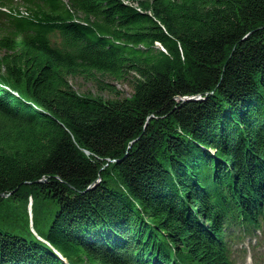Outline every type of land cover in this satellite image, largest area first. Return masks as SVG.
I'll return each instance as SVG.
<instances>
[{
  "label": "trees",
  "instance_id": "obj_1",
  "mask_svg": "<svg viewBox=\"0 0 264 264\" xmlns=\"http://www.w3.org/2000/svg\"><path fill=\"white\" fill-rule=\"evenodd\" d=\"M0 7V205L32 198L48 225L0 213V264H238L260 243L264 0Z\"/></svg>",
  "mask_w": 264,
  "mask_h": 264
},
{
  "label": "rangeland",
  "instance_id": "obj_2",
  "mask_svg": "<svg viewBox=\"0 0 264 264\" xmlns=\"http://www.w3.org/2000/svg\"><path fill=\"white\" fill-rule=\"evenodd\" d=\"M103 79L104 82L110 83L112 86H114L115 89L119 91V93L117 94L116 92L110 91L108 88H100L94 80L85 79L82 76L69 77L70 83L77 91L81 93H90L94 96H99L103 99H111L126 96L129 97L132 94V87L128 82L116 81L110 77H104ZM18 90L20 93L23 94L24 87L20 86L18 87ZM50 202V199H45V201H41L39 203V211L43 212L44 215L47 212L46 214L49 219L51 217L50 211L52 207V203ZM33 205L34 203L32 198H29L26 201L13 200L5 204L1 203L0 213H2V216L6 220L12 219L15 220L16 223L24 226L25 224H28V228H31V231L33 232H35L33 228L34 226L40 233H44L48 226L45 223V217H43L42 215H37V211H35V216L33 217ZM258 239H261V241L257 245H253L254 240L253 238L249 240V237L245 238L243 242H241V244L236 243L234 245L236 251L235 254L239 257L238 264H264V235L258 236ZM240 246L246 248L245 252L240 251Z\"/></svg>",
  "mask_w": 264,
  "mask_h": 264
},
{
  "label": "water",
  "instance_id": "obj_3",
  "mask_svg": "<svg viewBox=\"0 0 264 264\" xmlns=\"http://www.w3.org/2000/svg\"><path fill=\"white\" fill-rule=\"evenodd\" d=\"M200 96H188V97H185V99H188V100H194V99H197L199 98ZM109 160V159H108ZM9 193H1L0 195L1 196H7Z\"/></svg>",
  "mask_w": 264,
  "mask_h": 264
}]
</instances>
